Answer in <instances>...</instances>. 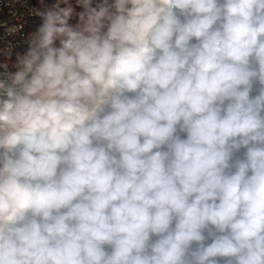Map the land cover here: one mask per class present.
Masks as SVG:
<instances>
[{
    "label": "clouds",
    "instance_id": "1",
    "mask_svg": "<svg viewBox=\"0 0 264 264\" xmlns=\"http://www.w3.org/2000/svg\"><path fill=\"white\" fill-rule=\"evenodd\" d=\"M33 13L0 63V264H264V0Z\"/></svg>",
    "mask_w": 264,
    "mask_h": 264
},
{
    "label": "built area",
    "instance_id": "2",
    "mask_svg": "<svg viewBox=\"0 0 264 264\" xmlns=\"http://www.w3.org/2000/svg\"><path fill=\"white\" fill-rule=\"evenodd\" d=\"M39 8L37 0H0V63L5 62L2 50L11 48L12 55L7 60L9 71H16V54L23 55L27 51L29 34L42 23L33 13ZM9 29L16 31L9 32Z\"/></svg>",
    "mask_w": 264,
    "mask_h": 264
},
{
    "label": "trees",
    "instance_id": "3",
    "mask_svg": "<svg viewBox=\"0 0 264 264\" xmlns=\"http://www.w3.org/2000/svg\"><path fill=\"white\" fill-rule=\"evenodd\" d=\"M38 2H39V4H40V7H41V0H37ZM55 2V0H44V3L45 4H48V5H51V4H53ZM75 2V0H73V3ZM82 9H80L79 7H77L76 8V11L77 12H79V11H81ZM76 21H75V19H73L72 21H70V23H75Z\"/></svg>",
    "mask_w": 264,
    "mask_h": 264
},
{
    "label": "water",
    "instance_id": "4",
    "mask_svg": "<svg viewBox=\"0 0 264 264\" xmlns=\"http://www.w3.org/2000/svg\"><path fill=\"white\" fill-rule=\"evenodd\" d=\"M255 87L256 86H254V93L253 94H255ZM205 234H207V233H205ZM208 242L210 243V240ZM220 264H223V261L222 260H221Z\"/></svg>",
    "mask_w": 264,
    "mask_h": 264
}]
</instances>
